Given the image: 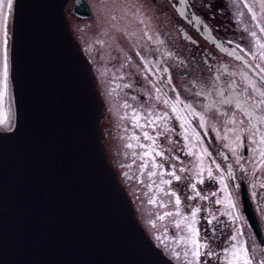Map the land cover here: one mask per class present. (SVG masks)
<instances>
[{
  "label": "flooded vegetation",
  "instance_id": "obj_1",
  "mask_svg": "<svg viewBox=\"0 0 264 264\" xmlns=\"http://www.w3.org/2000/svg\"><path fill=\"white\" fill-rule=\"evenodd\" d=\"M86 1L78 15L69 0L66 15L92 64L102 126L113 130L104 136L109 159L146 232L176 264H228L233 245L264 264V0H138L127 12ZM11 9L6 25L0 12V80ZM1 88L7 126L12 106ZM164 98L178 116L157 119Z\"/></svg>",
  "mask_w": 264,
  "mask_h": 264
},
{
  "label": "water",
  "instance_id": "obj_2",
  "mask_svg": "<svg viewBox=\"0 0 264 264\" xmlns=\"http://www.w3.org/2000/svg\"><path fill=\"white\" fill-rule=\"evenodd\" d=\"M67 3L13 0L14 109L9 128L0 129V264H176L138 220L108 158L104 101ZM87 9L75 0L74 13ZM243 199L259 234L245 191Z\"/></svg>",
  "mask_w": 264,
  "mask_h": 264
},
{
  "label": "snow or ice",
  "instance_id": "obj_3",
  "mask_svg": "<svg viewBox=\"0 0 264 264\" xmlns=\"http://www.w3.org/2000/svg\"><path fill=\"white\" fill-rule=\"evenodd\" d=\"M13 0H0V12L3 13V20L5 25L7 24V20H8V14L7 12H4V8L7 7H11ZM5 37L7 36V33L5 31L4 33ZM252 35H256V33H252ZM4 44L6 46L7 44V40L5 38L4 40ZM8 57H7V50L5 47L4 50V56H3V64H2V80H0V87L3 88L4 91L7 90V78H8ZM203 93H200L199 95H202ZM231 99L229 98H225L224 103H231ZM164 103H167V101H165ZM260 103L264 104V101H261ZM238 106L242 107L245 111H247V105L243 104V105H239L238 102ZM188 107H191L190 105ZM172 111L175 113L176 109L173 108ZM194 115H198L196 113H193ZM250 115L252 113H249ZM167 116V113L164 114V116H160L157 117L158 120H164L165 117ZM4 121H0V123H3ZM151 123H155V121H152ZM170 131V129L165 128V132ZM145 136L147 137V133H145ZM260 142H264V139H262ZM129 147H131V145H129ZM145 155H150V153H145ZM157 155H163L162 152H158ZM189 155H192L191 151L189 152ZM181 171H184V169H181ZM211 174V172L209 173ZM172 175L175 177L176 180L181 179V177L176 176L175 173H172ZM167 183V181H166ZM193 188H195V185H192ZM197 195H199V193H197ZM151 202V201H150ZM176 204L178 205L180 203L179 198L176 199ZM217 203H220V201H217ZM169 215H171V213H169ZM195 215V213H193V216ZM176 227H180V224H177ZM189 230L192 232V236L193 238L191 239V243L193 245V248L195 249V251L192 252V255L194 257H199L200 256V249L203 246L197 239H195V236L197 235V232L194 228H192L191 225L188 226ZM233 240H235V237L232 238ZM225 251H228L227 249ZM187 255V253H186ZM207 255L211 256L212 253L209 252L207 253ZM228 264H251V260L247 255V251L245 249H243L242 247H237L236 245H233V249L231 252V259L228 261Z\"/></svg>",
  "mask_w": 264,
  "mask_h": 264
},
{
  "label": "rangeland",
  "instance_id": "obj_4",
  "mask_svg": "<svg viewBox=\"0 0 264 264\" xmlns=\"http://www.w3.org/2000/svg\"><path fill=\"white\" fill-rule=\"evenodd\" d=\"M98 1V0H97ZM102 3H104V4H107L109 7H111L112 9H114V10H116V11H118V12H127V11H129V10H132V9H135V7H131V5L134 3V2H138V0H100ZM117 1V2H116ZM130 2V3H129ZM114 4V5H113ZM107 8V11H111V9L110 8ZM131 7V8H130ZM96 10H100V5L98 6L97 5V8H96ZM136 10V9H135ZM105 11H106V7H105ZM140 11V7L138 8V12ZM7 90L6 91H4L3 90V88H1V91H3V92H5V93H8V99H9V101H11V96H10V89H9V79L7 78ZM159 91H161V90H159ZM165 101H167V99L166 98H164V101L162 102V106L165 108V110L167 111H165L164 113H169V114H171L173 117L174 116H178V112H177V110H176V112L174 113L172 110H171V106L168 104V101H167V103H164ZM164 113L162 112V114L164 115ZM102 123H104L103 121H102ZM149 123H151V122H149ZM153 124H156V122L155 123H153ZM103 130H104V133L106 134V136L107 135H109L110 134V131L111 132H113V130H112V127H109V126H106L105 127V129H104V127H103ZM104 139H105V137H104ZM109 140V139H108ZM109 142V141H108ZM106 145H107V147H108V149H109V146H110V143H109V145H108V143H107V141H106Z\"/></svg>",
  "mask_w": 264,
  "mask_h": 264
},
{
  "label": "bare ground",
  "instance_id": "obj_5",
  "mask_svg": "<svg viewBox=\"0 0 264 264\" xmlns=\"http://www.w3.org/2000/svg\"><path fill=\"white\" fill-rule=\"evenodd\" d=\"M9 116H10V113H9ZM8 125H9V124H8ZM7 128H9V126H5V127H4V126H1V125H0V129H7Z\"/></svg>",
  "mask_w": 264,
  "mask_h": 264
}]
</instances>
